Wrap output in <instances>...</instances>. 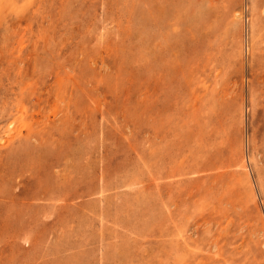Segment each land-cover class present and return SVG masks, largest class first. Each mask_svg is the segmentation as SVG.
Listing matches in <instances>:
<instances>
[{
  "label": "rangeland",
  "instance_id": "374dc122",
  "mask_svg": "<svg viewBox=\"0 0 264 264\" xmlns=\"http://www.w3.org/2000/svg\"><path fill=\"white\" fill-rule=\"evenodd\" d=\"M0 264H264V0H0Z\"/></svg>",
  "mask_w": 264,
  "mask_h": 264
}]
</instances>
